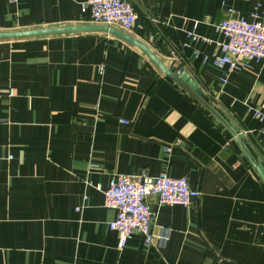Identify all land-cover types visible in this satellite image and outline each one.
<instances>
[{"label": "crops", "instance_id": "crops-1", "mask_svg": "<svg viewBox=\"0 0 264 264\" xmlns=\"http://www.w3.org/2000/svg\"><path fill=\"white\" fill-rule=\"evenodd\" d=\"M83 1L0 0V32H124L192 78L264 170L251 113L264 114V60L224 83L226 68L209 60L222 40L215 25L264 24V0H128L131 30L93 22ZM114 173L186 177L200 195L189 207L148 198L167 240L145 247L134 234L119 248L115 211L95 188ZM0 264H264V185L224 127L139 47L101 29L2 38Z\"/></svg>", "mask_w": 264, "mask_h": 264}, {"label": "built area", "instance_id": "built-area-1", "mask_svg": "<svg viewBox=\"0 0 264 264\" xmlns=\"http://www.w3.org/2000/svg\"><path fill=\"white\" fill-rule=\"evenodd\" d=\"M81 12L96 23L117 24L125 30L138 26L137 13L128 0H84ZM215 30L222 40L215 42L218 54L211 55L209 60L216 68H226L224 76L220 78L221 83L225 82L227 73L248 67L250 61L264 60L263 23L228 16L215 25ZM187 34L193 41L210 42V39L193 32ZM206 60L208 58L204 56ZM9 94H12L11 91ZM251 113L261 122L259 132L264 137V114L258 109H251ZM95 188L103 193V205L115 211V217L109 221L108 227L117 233L119 248L124 247L134 234L142 236L145 247L157 240L163 245L167 240L169 227L160 229L158 233L153 230L156 213L149 206L148 198H154L158 205L189 207L200 195L199 191L190 187L186 177H169L163 173L157 176L114 173L105 189L100 185H95ZM85 199L86 196L83 197Z\"/></svg>", "mask_w": 264, "mask_h": 264}, {"label": "water", "instance_id": "water-1", "mask_svg": "<svg viewBox=\"0 0 264 264\" xmlns=\"http://www.w3.org/2000/svg\"><path fill=\"white\" fill-rule=\"evenodd\" d=\"M90 29H101L108 31L122 38L123 40L139 47L148 59L161 71L164 75L172 79L177 85H179L183 90H185L197 103H199L214 119L218 121L220 125L230 134L242 154L248 160L250 166L256 173L257 177L260 179L264 185V170L254 159L250 151L247 149L245 144L239 135L229 126L226 120L212 107L207 101L206 98L202 96L200 91L197 88L196 83L192 78L187 77L184 71L175 69L174 67L168 68L161 59L157 58L153 52L142 42L132 38L131 36L125 34L124 32L118 31L110 26H68V27H58V28H45V29H36V30H26V31H13V32H0V39L2 38H16V37H25L33 36L40 34H52V33H64L71 31H82Z\"/></svg>", "mask_w": 264, "mask_h": 264}]
</instances>
